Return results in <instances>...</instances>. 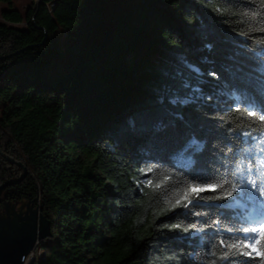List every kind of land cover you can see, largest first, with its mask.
Here are the masks:
<instances>
[{
	"label": "trees",
	"instance_id": "16d2710c",
	"mask_svg": "<svg viewBox=\"0 0 264 264\" xmlns=\"http://www.w3.org/2000/svg\"><path fill=\"white\" fill-rule=\"evenodd\" d=\"M0 16L25 24L0 23V185L25 170L0 202L50 229L30 264H258L218 257L264 220L247 184L248 168L264 179V125L247 115L264 114V0H37Z\"/></svg>",
	"mask_w": 264,
	"mask_h": 264
},
{
	"label": "water",
	"instance_id": "95a60500",
	"mask_svg": "<svg viewBox=\"0 0 264 264\" xmlns=\"http://www.w3.org/2000/svg\"><path fill=\"white\" fill-rule=\"evenodd\" d=\"M4 157L10 163L7 157ZM25 175V170L15 180L5 181L0 191L16 184ZM50 237L49 221L41 214L40 208H30L26 204L11 205L3 203L0 209V264H24L35 241Z\"/></svg>",
	"mask_w": 264,
	"mask_h": 264
},
{
	"label": "snow or ice",
	"instance_id": "6c2138e0",
	"mask_svg": "<svg viewBox=\"0 0 264 264\" xmlns=\"http://www.w3.org/2000/svg\"><path fill=\"white\" fill-rule=\"evenodd\" d=\"M195 71H199L198 69H194ZM187 86V85H185ZM173 103L175 102H181L178 99L171 101ZM260 106L255 104V102L252 103V110H249L247 112V115L250 117H255L256 121H259L261 125H264V114H257L259 111ZM239 111V109H237ZM262 137H264V132L261 133ZM261 143H264V139L261 140ZM192 145H195V141L192 142ZM190 145V146H192ZM197 150L199 148L197 147ZM264 169V160H261L258 164V168L256 171L257 178H264V171H261ZM241 169L239 166L237 167V172H240ZM249 175L247 177V184L251 185V191L248 192V198L250 201L259 203L261 198H264V179L261 180V184L259 188L257 187V179L253 178L252 176V169H247ZM149 185H152V181H148ZM224 185L221 184H213L208 185L207 187H201L198 185H188V189L185 190L184 195L181 197L183 200H188L189 195L195 194V196H199L201 192L211 190L216 191L217 188H222ZM155 188H160L161 184H155ZM243 187V186H241ZM236 187L233 188V191H237ZM258 193V195H257ZM229 196L232 195V192L228 193ZM189 203H191V200H188ZM176 204H180V200L176 201ZM186 206V205H185ZM256 223L258 226H252V227H244L242 231L245 233V238L241 241H238L236 243H231L224 245L222 242V247H227V251L223 253L222 256L218 257V259H227L230 255H241L244 257H249L253 260L258 259V264H264V220L257 219ZM213 256L216 255L215 252L212 253ZM212 264H215V261L212 262Z\"/></svg>",
	"mask_w": 264,
	"mask_h": 264
},
{
	"label": "rangeland",
	"instance_id": "374dc122",
	"mask_svg": "<svg viewBox=\"0 0 264 264\" xmlns=\"http://www.w3.org/2000/svg\"><path fill=\"white\" fill-rule=\"evenodd\" d=\"M37 3V0H9V1H2L0 0V12L3 11V10H8V9H11V10H15L17 11L21 16L24 15L25 11L27 9H31L34 7V5ZM0 23L8 26V27H12V28H16V29H24L25 27V24L24 22L22 23H18V24H14V23H9V22H6L4 21L1 16H0ZM11 161V160H10ZM9 162V161H8ZM10 163V162H9ZM12 163V162H11ZM22 174V173H21ZM3 201L0 202V209H2V205H3ZM9 204V203H8ZM21 204H26V203H21ZM27 205L29 206L30 210H33L34 208H37V207H33L31 204L27 203ZM262 216V214H260ZM254 216V214L252 215ZM256 218V217H255ZM264 218V217H263ZM258 219V218H256ZM256 219H252L254 222H256ZM250 222L252 225L253 224H256L257 223H254V222ZM45 240V239H44ZM43 241V240H41ZM41 241H35L34 243V246L31 250V252L27 255V257L25 258V261H24V264H30V262L32 261L33 259V256H41V253L39 252L40 250L38 249V243L41 242ZM31 254V255H30Z\"/></svg>",
	"mask_w": 264,
	"mask_h": 264
},
{
	"label": "flooded vegetation",
	"instance_id": "af4514ba",
	"mask_svg": "<svg viewBox=\"0 0 264 264\" xmlns=\"http://www.w3.org/2000/svg\"><path fill=\"white\" fill-rule=\"evenodd\" d=\"M26 205H27V203H26ZM28 206V205H27ZM29 207V206H28Z\"/></svg>",
	"mask_w": 264,
	"mask_h": 264
},
{
	"label": "built area",
	"instance_id": "2783aa9c",
	"mask_svg": "<svg viewBox=\"0 0 264 264\" xmlns=\"http://www.w3.org/2000/svg\"><path fill=\"white\" fill-rule=\"evenodd\" d=\"M31 255V254H30Z\"/></svg>",
	"mask_w": 264,
	"mask_h": 264
}]
</instances>
